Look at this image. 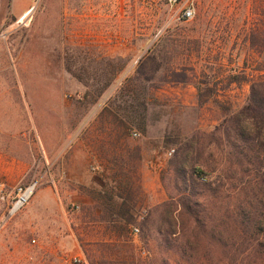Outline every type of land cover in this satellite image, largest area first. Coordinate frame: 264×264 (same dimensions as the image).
Masks as SVG:
<instances>
[{"label":"rangeland","instance_id":"rangeland-1","mask_svg":"<svg viewBox=\"0 0 264 264\" xmlns=\"http://www.w3.org/2000/svg\"><path fill=\"white\" fill-rule=\"evenodd\" d=\"M254 7L264 3L0 0V264H264V239L236 214L252 191L224 123L250 95L229 77L264 76V51L247 40ZM192 68L214 94L200 97ZM196 168L211 187L208 227L183 254L157 226Z\"/></svg>","mask_w":264,"mask_h":264},{"label":"trees","instance_id":"trees-1","mask_svg":"<svg viewBox=\"0 0 264 264\" xmlns=\"http://www.w3.org/2000/svg\"><path fill=\"white\" fill-rule=\"evenodd\" d=\"M255 1L264 3V0ZM253 14L257 18L247 34L249 49L262 54L264 51V7H254ZM149 60L155 62L156 57L149 56L146 62ZM144 65L145 62L142 63V67ZM191 70L193 71L191 82L197 88L200 97H202L203 90H206L205 88L211 94L216 92L215 87L210 88L211 83L205 71L199 74L193 68ZM229 79L231 80L230 86L242 83L250 85V95L246 105L224 122L226 139L232 149L230 155L232 162L239 168L243 167V171L247 172L250 177L248 184L252 191L251 195L239 204L236 214L238 212L240 222L246 228L247 234L252 239L260 235L262 240L264 239V76L250 79L244 72L230 76ZM186 150L183 154L187 153ZM178 160L182 162L180 158ZM176 174L183 180L188 178L184 169L176 170ZM204 174L201 168H196L193 173L191 172L193 191L177 203H167L165 213L157 226L161 244L169 247L180 241L183 254H188L190 249L195 248V245H201V236L197 232H203L208 227L207 215L209 214L205 207L206 200L203 198L210 195L207 193L210 192L211 187L210 184L202 185L194 180ZM219 189L218 186L215 191H220ZM221 225L222 221L216 226L220 228ZM213 236L221 237V234L218 232Z\"/></svg>","mask_w":264,"mask_h":264},{"label":"built area","instance_id":"built-area-1","mask_svg":"<svg viewBox=\"0 0 264 264\" xmlns=\"http://www.w3.org/2000/svg\"><path fill=\"white\" fill-rule=\"evenodd\" d=\"M170 5L173 7L175 5H178L179 3H181L182 0H168ZM184 8L181 10V14H182V18L185 21H191L195 18L196 16V9L194 7L193 4H189L186 3L184 6ZM35 185L30 186L28 188H20L18 190V198L16 199L15 203L13 204V207L11 209L10 214L14 215L15 213H17L18 211H20L30 200V198L32 197V195L34 194V190H35ZM140 231L139 229H134V235L135 236H139ZM146 253V252H144ZM80 261V260H78Z\"/></svg>","mask_w":264,"mask_h":264},{"label":"crops","instance_id":"crops-1","mask_svg":"<svg viewBox=\"0 0 264 264\" xmlns=\"http://www.w3.org/2000/svg\"><path fill=\"white\" fill-rule=\"evenodd\" d=\"M5 101L6 99L4 97L3 90H0V118L6 116L5 107L3 105Z\"/></svg>","mask_w":264,"mask_h":264},{"label":"bare ground","instance_id":"bare-ground-1","mask_svg":"<svg viewBox=\"0 0 264 264\" xmlns=\"http://www.w3.org/2000/svg\"><path fill=\"white\" fill-rule=\"evenodd\" d=\"M29 14H31V11L26 12V13L23 15L22 19L25 18V17H27Z\"/></svg>","mask_w":264,"mask_h":264},{"label":"water","instance_id":"water-1","mask_svg":"<svg viewBox=\"0 0 264 264\" xmlns=\"http://www.w3.org/2000/svg\"><path fill=\"white\" fill-rule=\"evenodd\" d=\"M33 10V9H32ZM32 12V11H31Z\"/></svg>","mask_w":264,"mask_h":264}]
</instances>
